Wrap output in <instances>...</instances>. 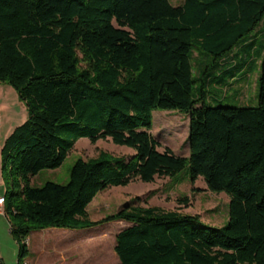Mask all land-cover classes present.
<instances>
[{"label": "trees", "instance_id": "1", "mask_svg": "<svg viewBox=\"0 0 264 264\" xmlns=\"http://www.w3.org/2000/svg\"><path fill=\"white\" fill-rule=\"evenodd\" d=\"M263 18L264 0H0V80L27 108L0 148L17 263L32 230L124 220L115 264H264V50L256 105L208 104L205 85L227 90L236 78L224 76L231 66L218 73L200 66L195 75L191 60L196 52L216 65L230 62L235 47H253ZM154 109L188 113L187 155L157 148ZM82 136L134 152L100 149L78 157L66 182L30 183ZM186 165L190 181L201 176L210 190L229 195L224 224L140 204L138 196L103 218L88 217L99 191Z\"/></svg>", "mask_w": 264, "mask_h": 264}, {"label": "rangeland", "instance_id": "2", "mask_svg": "<svg viewBox=\"0 0 264 264\" xmlns=\"http://www.w3.org/2000/svg\"><path fill=\"white\" fill-rule=\"evenodd\" d=\"M174 5L183 0H170ZM264 50V18L259 22L253 36V47L247 49L235 47L238 51L228 63L216 65L209 55L197 58L196 52L191 57L194 74L198 67H210L212 73L231 66L224 76L230 81V74L236 79L233 84L224 87L213 83L205 85V99L208 104L256 105L258 102V77L260 61ZM200 59L204 63L200 65ZM199 62V63H198ZM215 64V65H214ZM201 68V69H202ZM200 81L196 83L198 85ZM196 85L193 93L197 92ZM27 118V108L19 97L16 88L0 80V147L16 125ZM189 115L177 109H154L152 111L153 137L159 142L158 149L170 147L177 154H188L187 134ZM100 149L113 155L128 156L134 149L127 145L114 143L110 138H98L90 141L88 137H79L62 162L54 168H41L30 175V183L39 185L46 180L66 182L72 164L78 157L95 156ZM5 180L0 163V191ZM182 195L187 201L181 202ZM138 196L140 204L159 205L164 209H178L182 212L198 213L201 219L214 225H222L228 219L229 195L225 191L210 190L205 180L198 176L190 181L188 165L172 175L155 176L146 182L138 178L131 179L124 185H113L99 191L87 205L90 219H100L122 207L126 202ZM128 225L122 220H108L84 228L46 227L29 233L28 253L21 264H70L72 260L87 264H115L118 260L114 250L115 235ZM58 229H61L58 231ZM56 230V231H55ZM54 231V232H53ZM41 239V241H40ZM43 251V252H42ZM40 252V256L37 253ZM36 256V257H35ZM18 243L10 231L7 214H0V264H18Z\"/></svg>", "mask_w": 264, "mask_h": 264}, {"label": "crops", "instance_id": "3", "mask_svg": "<svg viewBox=\"0 0 264 264\" xmlns=\"http://www.w3.org/2000/svg\"><path fill=\"white\" fill-rule=\"evenodd\" d=\"M1 148V147H0ZM0 163H1V155H0ZM0 189H1V186H0ZM0 193H3V190L2 191H0ZM1 212H4V208H3V210L1 211ZM1 212H0V214H1ZM122 221H124V220H122ZM126 222V221H125ZM126 223H128V222H126ZM127 226V225H126ZM125 226V227H126ZM63 228V227H62ZM124 228V227H123ZM59 230H61V229H58V231ZM33 231V230H32ZM31 231V232H32ZM56 231V230H55ZM54 232V231H53ZM29 235V234H28ZM40 241H41V239H40ZM27 244H29V238H28V236H27ZM43 252V251H42ZM40 254H42V253H40V252H38L37 253V256H40ZM36 257V256H35ZM70 264H87V263H84V262H82V261H75V260H72L71 262H70Z\"/></svg>", "mask_w": 264, "mask_h": 264}, {"label": "built area", "instance_id": "4", "mask_svg": "<svg viewBox=\"0 0 264 264\" xmlns=\"http://www.w3.org/2000/svg\"><path fill=\"white\" fill-rule=\"evenodd\" d=\"M4 202H5L4 194L3 193H0V212L4 208Z\"/></svg>", "mask_w": 264, "mask_h": 264}]
</instances>
